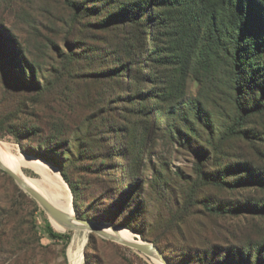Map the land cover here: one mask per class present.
<instances>
[{
	"label": "rangeland",
	"instance_id": "rangeland-1",
	"mask_svg": "<svg viewBox=\"0 0 264 264\" xmlns=\"http://www.w3.org/2000/svg\"><path fill=\"white\" fill-rule=\"evenodd\" d=\"M206 1L0 0V140L60 174L74 215L172 264H264V0ZM72 246L157 264L62 226L0 168V264Z\"/></svg>",
	"mask_w": 264,
	"mask_h": 264
},
{
	"label": "bare ground",
	"instance_id": "bare-ground-1",
	"mask_svg": "<svg viewBox=\"0 0 264 264\" xmlns=\"http://www.w3.org/2000/svg\"><path fill=\"white\" fill-rule=\"evenodd\" d=\"M0 160L10 169L14 170L30 187L42 194L53 205L69 215H74L73 208V195L67 190L66 183L58 173H51L40 166L36 165V161L25 155H15L11 152L9 144L3 140H0ZM30 166L37 171L41 177L34 178L28 176L21 167ZM54 219V218H53ZM55 220V219H54ZM57 221V220H56ZM58 222V221H57ZM61 224L60 222H58ZM64 226L63 224H61ZM66 227V226H64ZM110 227V226H107ZM67 228V227H66ZM112 228V227H111ZM68 229V228H67ZM108 233L120 236L127 241L142 242V239L138 238L131 240L125 234L122 233L120 227L116 229L106 228ZM77 238V237H76ZM77 240V239H76ZM74 241V240H73ZM82 247L74 249L73 246L69 248V261L70 264H82ZM157 264H163L158 257H152Z\"/></svg>",
	"mask_w": 264,
	"mask_h": 264
},
{
	"label": "water",
	"instance_id": "water-1",
	"mask_svg": "<svg viewBox=\"0 0 264 264\" xmlns=\"http://www.w3.org/2000/svg\"><path fill=\"white\" fill-rule=\"evenodd\" d=\"M0 168L5 172H7L17 182V184L21 187V189H23L26 193L31 195L49 213V215L52 218H54L55 220L66 226L68 229L94 231L108 240L132 248L144 255L150 257H158L163 262V264H171L158 245L150 241H145L143 239L142 242L127 241L121 238L120 236L113 235L111 233L104 231L101 227H99V224L95 221L82 219L77 215H73V216L69 215L64 211L60 210L59 208H57L55 205H53L48 199H46L38 191L30 187L14 170L8 168L1 160H0ZM107 226H110L113 229L117 228L116 226L113 225H107Z\"/></svg>",
	"mask_w": 264,
	"mask_h": 264
},
{
	"label": "trees",
	"instance_id": "trees-1",
	"mask_svg": "<svg viewBox=\"0 0 264 264\" xmlns=\"http://www.w3.org/2000/svg\"><path fill=\"white\" fill-rule=\"evenodd\" d=\"M202 7H203L204 10L207 8V1H206V0H203ZM239 20H240V19H239ZM237 24H238V23H237ZM254 42H256V40H255ZM237 48H238V50L242 51L241 49H242L243 47H242V45H238ZM238 106H239L240 111L244 112V111L246 110V108H245V106H244V104H243L242 102H239V103H238ZM63 175H64V177L67 179V181H68L70 184H72V182L70 181V179L68 178V176H67L66 174H63ZM248 181H249V179L247 180V182H248ZM221 182H222V181H221ZM210 210L216 211L217 209H215V208H211ZM218 210H219V209H218ZM88 218H89V217H88ZM52 236H53V237H61V236L56 235V234H54V233L52 234ZM156 245H158V246L161 248V250L163 251V253L165 254V256L168 258V260H169L170 263L172 264L170 258L167 256V254L165 253V251L163 250V248L158 244V242H156ZM126 260L128 261L129 258H126Z\"/></svg>",
	"mask_w": 264,
	"mask_h": 264
}]
</instances>
